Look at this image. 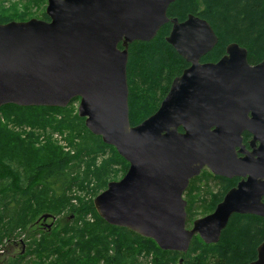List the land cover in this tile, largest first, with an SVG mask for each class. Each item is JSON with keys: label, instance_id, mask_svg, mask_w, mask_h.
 <instances>
[{"label": "water", "instance_id": "95a60500", "mask_svg": "<svg viewBox=\"0 0 264 264\" xmlns=\"http://www.w3.org/2000/svg\"><path fill=\"white\" fill-rule=\"evenodd\" d=\"M173 1L47 0L48 20L0 23V107H65L79 98L85 127L128 163L93 198L97 214L161 250L185 253L194 235L216 243L233 214L264 217V59L252 65L246 48L229 43L216 62H202L218 38L197 15L168 17ZM165 23L166 42L188 66L155 112L131 125L128 45L151 40ZM244 129L253 135L251 151L236 158ZM204 166L245 181L187 228L182 193ZM248 264H264V239Z\"/></svg>", "mask_w": 264, "mask_h": 264}, {"label": "trees", "instance_id": "16d2710c", "mask_svg": "<svg viewBox=\"0 0 264 264\" xmlns=\"http://www.w3.org/2000/svg\"><path fill=\"white\" fill-rule=\"evenodd\" d=\"M3 14L0 12V23L9 21L10 17ZM188 14L205 19L218 38L215 46L201 58L202 62L217 61L229 43L246 48L250 64L264 59V0H174L167 8V16L176 17L179 21ZM170 28L171 24L165 23L151 40H135L128 45L126 75L131 125L155 112L172 79L188 66L165 40ZM0 111L5 119L13 116V120L35 124L42 130L65 131L73 148V153H69L55 144L46 143L35 148L31 143H20L18 136L8 132L0 121V243L4 239L14 240L24 230L37 231L35 225L43 214H50L53 218L68 209L74 217L65 224H68L66 230H71L72 235L63 240L62 234L67 231L62 224L40 228L42 235L37 241H30H34V247H28L29 253L38 256L42 252L46 255L56 253L58 258L53 264H71L75 256L89 257L88 261L84 259L86 264H97L95 256L99 254L104 257L102 264H122L128 247L127 237L131 236L140 250L154 251V264L166 254H180L183 256L182 264H248L256 258L257 246L264 239V217L260 216L233 214L216 243L196 242L213 251L208 259L204 255L191 254L195 240L191 241V247L185 253L166 251L150 238L128 228L108 224L97 214L93 198L115 175L114 165L119 166L117 171L121 176L127 170L128 163L116 149L85 127L84 118L72 111L71 102L65 107L10 103L2 105ZM74 138L78 141L74 142ZM83 140L88 146L81 144ZM99 155L101 160L97 162ZM13 161L17 168L11 165ZM222 181L223 191L233 183L229 179ZM73 185L90 197L72 195ZM72 199L77 203L73 204ZM262 200L264 202V197ZM213 204L215 201L209 209H213ZM88 212L93 222L85 220ZM80 217L82 226H77ZM64 221L62 219L63 224ZM108 251H111V256Z\"/></svg>", "mask_w": 264, "mask_h": 264}, {"label": "rangeland", "instance_id": "374dc122", "mask_svg": "<svg viewBox=\"0 0 264 264\" xmlns=\"http://www.w3.org/2000/svg\"><path fill=\"white\" fill-rule=\"evenodd\" d=\"M45 7H46V0H0V12L8 13L3 15L12 18L14 21L17 20L26 21L30 18L40 19V15L44 11ZM70 102H71L72 111L76 113L79 98H74ZM57 117L59 116L57 115ZM0 121L4 123L8 132L18 136L20 143L21 141H24L25 143H31L35 148H40V146L46 143L55 144L59 148H61L63 152L73 153L72 150L73 148L70 146L67 140L68 134H66L65 131L61 133L59 131L52 130L51 128H46L45 130H42L40 127H38L35 124L27 123L26 121L21 122L19 120H13V116H11V119H5V116L3 115L2 111H0ZM76 141H78L77 138L74 140V142ZM81 144L88 146L85 140H83ZM85 158L86 157H84V159ZM100 160H101V156L99 155L97 158V162H99ZM11 165L17 168L14 161L11 163ZM82 168H83V164L81 165V169ZM113 169L115 175H112L110 177V181L118 180L121 177V172L117 171L119 169V166L114 165ZM217 186H218V181L212 176L210 171L205 168L201 171L200 175L192 182V187L190 191H188L184 196V198L186 200L188 199L189 202L188 204L189 206L187 207L188 209L187 222H186L187 228L191 227L193 220L199 218L200 216H205L209 214V212L211 211V209H209L210 206L208 205L209 198L211 193L217 189ZM70 193L72 195L76 194L79 196H84V198H87L89 196L85 193V191H80L76 185L72 186V190L70 191ZM71 202L73 204L77 203L76 199H72ZM72 217H74L73 213H71L67 209L64 211V214H61L59 216L56 215L53 219L47 218L44 221L37 220V224L35 225L37 231L24 230L21 232V235H19L14 240L13 239H11L10 241H8L7 239L2 240V242L0 243V250H1L0 264H53L52 262L56 258H58L57 254L49 253L48 255H46L44 252H42L41 256H38L35 253H29L27 250L29 248L34 247V244H32L34 241L33 242L30 241L32 239H35V241H37L38 238L42 235V233L40 232V228H44L48 224L50 225L59 224V226H61L62 224V227L65 226L64 230H66L68 224L73 219ZM62 219L65 220L64 224L62 222ZM81 220L82 218L80 217L78 219L80 223L76 224L77 226H82ZM85 220H87L88 222H93L90 212L85 214ZM65 222L68 224H65ZM66 231L67 232H64L62 234L64 235L63 240H67L68 238L67 236L72 235L71 230L67 229ZM101 235H103L102 232ZM127 239H128L127 240L128 247L124 255V261L122 264H154V257L156 256L153 250L150 249L148 250V252L145 249L140 250L138 247L139 246L138 243L131 236L127 237ZM193 240H195V242L192 246L191 251L193 252L191 254L192 255L199 254L201 256L204 255L208 259V255H212L213 251L201 244L196 243V242H203L201 241V238L199 236L196 235L192 239V241ZM20 241L22 243H20ZM29 243L31 245L27 246ZM190 247L191 246H189V248ZM111 251H108V255L110 256H111ZM95 258L97 260V264H102L104 262V257L100 254L95 256ZM84 259L88 261L89 257L79 258L78 256H75L73 257L72 262L70 263L86 264L84 262ZM182 259L183 256H181L180 254H166L164 257L157 259L155 263L182 264L183 261Z\"/></svg>", "mask_w": 264, "mask_h": 264}, {"label": "flooded vegetation", "instance_id": "af4514ba", "mask_svg": "<svg viewBox=\"0 0 264 264\" xmlns=\"http://www.w3.org/2000/svg\"><path fill=\"white\" fill-rule=\"evenodd\" d=\"M46 5H47V0H46ZM46 8V7H45ZM5 14H8V13H5ZM40 19H42V20H48L49 18H48V16L45 14V9H44V11L42 12V14L40 15ZM13 19L12 18H9V21H12ZM9 21H7V22H9ZM17 21H21V20H17ZM24 21V20H23ZM6 23V22H5ZM213 62H216V61H213ZM256 64V63H255ZM253 65V64H252ZM179 131H183V129L181 128V127H179ZM252 137H253V135L251 134V133H249L248 131H245V129L240 133V145H238V146H236L235 147V155H236V158H245V151H251V147H250V141H251V139H252ZM256 144H258V141H256ZM240 149H242V152H240ZM208 169L209 171H210V173L212 174V176L218 181V186H217V189L214 191V192H212L211 193V195H210V198H209V203H208V205L209 206H211L212 205V202H214L215 201V204H213L214 205V207H213V209H211V211L209 212V213H211V212H213L214 211V209H215V207H216V205L218 204V203H220L221 201H222V199H223V197L225 196V194L229 191V190H231L232 188H235L236 186H237V184H238V182H240V181H245V174H244V176H239V175H236V174H233V176H231V177H228V176H223V175H218V174H215V173H213L207 166H204L201 170H200V172H199V174H197L196 176H193L192 178H190L189 179V181H188V184H187V186H186V188H185V190L183 191V193H182V199L185 201V203H186V205H185V211H186V222H187V215H188V209H187V207L189 206L188 204H189V202H188V199L186 200L185 198H184V196L186 195V193L188 192V191H190V189H191V187H192V182L200 175V173H201V171L203 170V169ZM121 178V177H120ZM223 179H229V180H233V183L232 184H230V186L229 187H227L226 188V190L225 191H223V185H224V183H223ZM223 191V192H222ZM241 215H245V214H241ZM200 217H203V216H200ZM199 217V218H200ZM194 221V220H193ZM192 221V222H193ZM192 226V225H191ZM191 228V227H190ZM196 235H194L193 236V238L195 237ZM198 236V235H197ZM192 238V239H193ZM192 241V240H191Z\"/></svg>", "mask_w": 264, "mask_h": 264}]
</instances>
